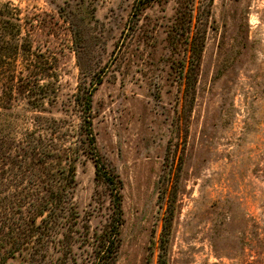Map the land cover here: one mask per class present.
Segmentation results:
<instances>
[{
  "label": "rangeland",
  "instance_id": "374dc122",
  "mask_svg": "<svg viewBox=\"0 0 264 264\" xmlns=\"http://www.w3.org/2000/svg\"><path fill=\"white\" fill-rule=\"evenodd\" d=\"M135 1L0 0L17 17L11 37L32 35L40 45L37 67L20 53L0 62V73L56 78L57 118L80 85L100 82L97 144L123 181L116 264H158L163 246L167 264H264V0H154L137 17ZM191 7L192 34L203 32L205 46L190 106L187 39L174 37L175 47L171 33ZM34 13L42 16L38 40L28 23ZM77 180L81 226L100 231L109 201L92 159H80ZM91 251L75 247L76 264H91Z\"/></svg>",
  "mask_w": 264,
  "mask_h": 264
},
{
  "label": "trees",
  "instance_id": "16d2710c",
  "mask_svg": "<svg viewBox=\"0 0 264 264\" xmlns=\"http://www.w3.org/2000/svg\"><path fill=\"white\" fill-rule=\"evenodd\" d=\"M152 1L136 0L133 15L137 17ZM11 11L10 4L0 7V62L5 58L17 62L23 53L27 66L34 62L37 67L40 45L34 46L32 35L22 42L11 37L17 28L13 22L17 17ZM193 13L192 7L179 13L171 33L175 47L179 42L174 37L187 39L189 56L184 77L190 106L205 46L203 32L192 34ZM28 23L37 39L43 29L41 14L34 13ZM56 81L45 70L20 75L0 73V264H76L75 247L85 246L91 247V264H116L124 223L123 181L97 144L93 95L100 82L92 77L80 85L63 110L65 117L57 118L51 115L53 100L58 97ZM21 104L24 107L18 108ZM27 116L31 125L20 128ZM74 118H78V124ZM83 157L93 160L96 181L108 196L109 214L100 231H92L88 221L81 226L75 203L77 168ZM167 203L163 242L174 217V202ZM162 248L158 264H167Z\"/></svg>",
  "mask_w": 264,
  "mask_h": 264
}]
</instances>
